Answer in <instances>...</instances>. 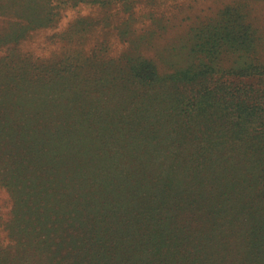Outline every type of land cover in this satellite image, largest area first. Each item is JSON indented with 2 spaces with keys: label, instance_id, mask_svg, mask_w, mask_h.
<instances>
[{
  "label": "trees",
  "instance_id": "trees-1",
  "mask_svg": "<svg viewBox=\"0 0 264 264\" xmlns=\"http://www.w3.org/2000/svg\"><path fill=\"white\" fill-rule=\"evenodd\" d=\"M229 1L214 19L190 30L192 47L187 57L193 56L167 77L161 76L153 60L140 55L120 59L124 86H131L122 88L131 97H121L118 106L135 99L148 101L172 95L176 99L172 109L184 113V126H195L207 118L234 125L229 140L206 143L205 155L214 148L221 151L226 141L233 143L255 123L264 124V63L255 59L258 29L249 21L247 12L250 3L264 0ZM77 2L57 0L56 4L70 8ZM53 4L54 0H45L47 13L37 20V25L45 22L54 26L57 13ZM223 50L235 57L229 68L222 67L219 60ZM9 56L4 70L20 62L15 59L17 54ZM36 64L37 82L48 78V90L62 95L81 77L99 76L94 60L77 56L64 57L50 66ZM27 72L26 66L6 71L1 81L0 170L6 173L0 185L8 192L12 207L9 217L1 222L7 243H3L0 231V264H264V224L259 226L253 218L254 225L245 231L235 226L239 187L223 180L203 195L210 203L208 219L215 224V216H223L224 232L237 231L233 240L226 239L214 225L202 231L176 227L163 211L185 199L189 202L184 209L191 208L195 205L190 201L194 191L183 184H197L196 191L203 193L202 185L214 175L207 177L208 171L188 173L179 179L166 173L155 180L159 186L153 195L137 197L128 186V178L146 179L138 178L140 171L128 169L125 174L115 168L116 153L108 138L111 111H100L91 100L79 95L44 106L21 104L18 97L11 107L4 105L5 98L31 87L26 85ZM161 86H166L162 92ZM132 111L137 116L141 113ZM20 115L25 118L23 124L18 121ZM60 155L62 162L58 164ZM71 160L75 165L69 167ZM67 172L75 173L70 180L80 178L79 189L64 184L61 188L63 178L70 184L71 174ZM90 172L94 173L92 185ZM116 174L124 178L116 179L120 184L108 189ZM261 210L264 212V204ZM196 236L200 241H195ZM204 240L208 243H202Z\"/></svg>",
  "mask_w": 264,
  "mask_h": 264
},
{
  "label": "rangeland",
  "instance_id": "rangeland-1",
  "mask_svg": "<svg viewBox=\"0 0 264 264\" xmlns=\"http://www.w3.org/2000/svg\"><path fill=\"white\" fill-rule=\"evenodd\" d=\"M56 2L57 0H54L53 4L54 12L57 13L56 21L51 27L44 25L45 22L37 25V20L47 13L45 0H0V61H3L0 66V89L6 71L11 72L12 69L17 70L22 66L28 67L26 85H31L27 90L21 88L19 92L13 91L16 93L15 96L5 98L4 105L8 103L11 107V103L17 100V97L21 104L24 102L40 106L51 105L63 101L64 98L78 95L88 101L91 100L100 111L103 109L111 111L108 138L116 153L118 165L116 164L115 168L125 174L127 173L125 170L128 169L140 171L138 178L146 179L138 181L134 178L130 181L131 177L128 178V186L130 190L133 188L137 197L153 195L159 186L155 180L166 173L177 175L179 179L186 177L188 173L196 175L197 172L208 171L207 177L214 175L206 185H202L203 193L196 191L197 184L191 185L189 182L183 184L190 191H194L190 201L195 205L184 209L185 204L189 202L185 199L180 200L177 205H172L167 212L163 211L165 215H170L173 225L194 231H202L203 227L205 229L214 225L217 231L225 233L224 228H221L225 227L223 216H215L213 219L215 224L208 219L210 203L208 198L203 196L213 188L212 186L223 180L240 188L238 212L237 216H233L238 220L235 226H241L240 228L245 231L254 223V219L256 224L263 225L264 212L261 207L264 204V166L262 167L261 157L264 153V124L255 123L233 143L226 141L221 151L214 148L216 150L205 155L203 148L206 143L214 144L216 141L229 140L234 125L226 121L213 122L207 118L197 122L195 126H184L182 125L184 113L172 109L176 100L172 95L171 98L159 95L148 101L135 99L118 106L123 97L128 96L129 99L131 97L129 91H123L122 88L131 86L128 84L127 87L124 86L125 72L122 68L123 63H120L121 58L127 55H140L153 60L161 76L167 77L177 66L186 63L193 56L187 57L192 47L188 39L190 30L201 23L204 24V21L214 19L230 1L84 0L85 3L77 2L75 4L77 6L70 8L57 5ZM247 12L249 21L258 29L259 35L254 58L264 63V1L250 3ZM9 54L12 56L17 54L15 59L20 62H17V66L14 63L12 66L14 68L8 67L4 70ZM73 56L83 60H94L95 68L99 72L98 78L91 75L83 76L75 81L74 85L70 84L63 95L48 90L46 86L50 85L48 78L37 82L34 73L36 62L42 63L40 66L43 64L50 66L64 57ZM32 57L34 58L31 59ZM234 58V55L226 50L219 56L224 68H229ZM31 61L35 64L32 65ZM110 62L111 65L106 64ZM165 87L161 86L160 92ZM73 91L76 93L69 94ZM189 91L190 88L185 90V94ZM191 97L192 94L189 99ZM0 104L3 105L1 101ZM133 109L141 113L137 116ZM20 116L22 118L18 121L23 124L25 118L23 115ZM100 120L103 121L102 118ZM58 162V164L62 162L61 155ZM74 162L71 160L67 166L72 167L75 165ZM109 171L111 172L110 169ZM5 173L6 170L2 168L0 180ZM67 173L71 174L69 180L75 177V173ZM93 174L90 172L88 176L91 178V185L94 183ZM122 178L124 176L116 174L107 186L108 189L118 186L120 183L116 182V179ZM63 180L64 183L63 181L59 183L61 188L64 185L73 186L75 189L82 186L80 178L70 180V184L64 178ZM190 181L192 182L191 178ZM140 188L144 189V192L139 193L137 189ZM11 207V198L0 185V231L4 244L7 243V239L1 222L9 217ZM254 215L256 217H253ZM135 228L138 229V226ZM229 232L230 234L225 233L226 239L233 240L237 231L229 229ZM198 237H195L196 242L200 241ZM202 243L208 242L204 240ZM203 248L205 251L208 250L205 246ZM192 249L196 250L195 247ZM202 263L206 264L205 261Z\"/></svg>",
  "mask_w": 264,
  "mask_h": 264
}]
</instances>
